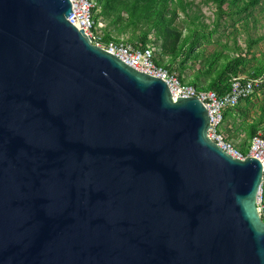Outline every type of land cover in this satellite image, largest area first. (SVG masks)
<instances>
[{
  "label": "water",
  "instance_id": "water-1",
  "mask_svg": "<svg viewBox=\"0 0 264 264\" xmlns=\"http://www.w3.org/2000/svg\"><path fill=\"white\" fill-rule=\"evenodd\" d=\"M71 13L0 0V264H264L262 163Z\"/></svg>",
  "mask_w": 264,
  "mask_h": 264
},
{
  "label": "trees",
  "instance_id": "trees-1",
  "mask_svg": "<svg viewBox=\"0 0 264 264\" xmlns=\"http://www.w3.org/2000/svg\"><path fill=\"white\" fill-rule=\"evenodd\" d=\"M94 1L96 6L93 12L96 24L101 16L108 21V26L102 29L106 41L119 40L120 35L132 31V35L126 41L136 45L142 44L143 46L148 42H152L156 47L155 62L160 66H164L170 72L177 71L182 81H187L185 71L189 67V61H198L200 69L193 78L188 80V83L198 89L215 90L220 95L230 90L232 77L238 74H246L245 69L251 59L248 53L242 52L231 57H225L224 51L218 49L207 55L205 48H203V42H211V37L214 32L218 31L221 20L229 17L233 20V26H235L239 20L245 18L244 13L245 16H248L250 11L258 4L262 3L264 5V0H204L206 3L212 2L216 5L218 16L215 21V28L206 30L203 26L202 29H189V33L184 34L178 25L179 19L186 25L189 22H194L195 19L199 20L201 25L205 24L200 20L199 15L192 17L190 12L192 1ZM97 8H100L99 13H96ZM180 11L185 16L182 19L180 18ZM252 42L254 43V41H251L249 48L252 47ZM262 55L258 65L254 67L249 75H258L264 71V54ZM202 77H208L207 84L201 82ZM261 88H264V86ZM254 94L242 99L238 105L230 107L224 112L222 128L229 140H237L241 131L246 133V140L236 144L244 154L249 152L247 149L249 140L261 129L264 132V110L259 118L249 120V110ZM230 119L232 120L231 126L224 125ZM262 217L264 219V212Z\"/></svg>",
  "mask_w": 264,
  "mask_h": 264
},
{
  "label": "built area",
  "instance_id": "built-area-1",
  "mask_svg": "<svg viewBox=\"0 0 264 264\" xmlns=\"http://www.w3.org/2000/svg\"><path fill=\"white\" fill-rule=\"evenodd\" d=\"M71 3L72 13L67 19L79 30H84L93 44L114 54L138 71L164 80L174 100L180 97H196L202 101L209 115L207 136L222 150L235 158L245 159L247 156L257 158L262 163L264 174V132L258 131L252 137L249 152L244 154L232 140L227 138L222 128L225 110L238 105L242 99L250 97L264 86V71L258 75L238 74L232 77L230 90L221 95L215 90L198 89L194 85L182 81L175 71L170 72L167 68L155 62L156 47L152 42H148L143 46L123 39L106 41L102 31L105 27L100 21L96 24L94 19L93 9L96 6L94 0H71ZM263 207L262 190L258 199V208L261 215L264 212Z\"/></svg>",
  "mask_w": 264,
  "mask_h": 264
},
{
  "label": "rangeland",
  "instance_id": "rangeland-1",
  "mask_svg": "<svg viewBox=\"0 0 264 264\" xmlns=\"http://www.w3.org/2000/svg\"><path fill=\"white\" fill-rule=\"evenodd\" d=\"M192 1L191 14L199 15L205 24L201 25L199 20L195 19L194 22H189L187 25L183 24L181 20H178V25L182 29L184 34L189 33V29H202L203 26L206 30H213L216 26L215 21L217 19V8L212 2L206 3L204 0H188ZM258 4L254 9H252L248 16H245L242 20H239L235 26H233V20L227 17L225 20H221L218 26V31L214 32L211 37V42L204 41L203 48H205L206 54H210L214 50H223L225 57H231L238 53H248L251 61L249 62L245 73L249 75L253 71L254 67L258 65L259 61L264 54V5ZM227 6V4H226ZM100 12V8H97L96 13ZM126 15V14H125ZM127 16V15H126ZM183 12L180 11V18H184ZM100 23L103 27L108 26V21L102 16L99 17ZM132 35V31H128L125 34L120 35V39L127 40ZM252 42V47L249 48V43ZM227 46V48H226ZM249 51V52H246ZM224 59V58H223ZM195 63V64H193ZM200 69V64L198 61L190 60L189 67L185 71V77L187 81L195 76V73ZM177 74L178 72L175 71ZM209 81L208 77H202L201 82L207 84ZM264 110V88L259 89L252 96V104L249 110V120L257 119L262 115ZM231 119L228 123L224 125L231 126ZM260 131L263 132V129ZM246 140V133L241 131L237 140L233 141L236 145L238 142H243ZM251 140H249L247 149H250ZM237 146V145H236ZM264 205V196H263ZM264 208V207H263Z\"/></svg>",
  "mask_w": 264,
  "mask_h": 264
}]
</instances>
